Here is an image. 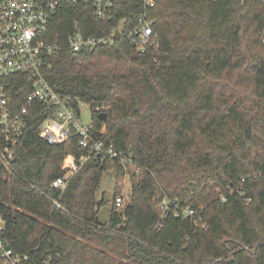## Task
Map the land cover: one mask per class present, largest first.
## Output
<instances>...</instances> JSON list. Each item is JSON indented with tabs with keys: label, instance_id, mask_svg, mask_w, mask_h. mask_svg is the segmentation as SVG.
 <instances>
[{
	"label": "trees",
	"instance_id": "trees-1",
	"mask_svg": "<svg viewBox=\"0 0 264 264\" xmlns=\"http://www.w3.org/2000/svg\"><path fill=\"white\" fill-rule=\"evenodd\" d=\"M141 10L114 0L100 22L77 2L50 21L47 83L88 104L93 136L128 162L91 155L63 190L52 187L64 158L85 151L74 132L41 140L36 105L10 167L0 162L2 237L29 264H264V0H155L157 42L144 52L128 37ZM119 19L113 42L67 46L75 22L98 35ZM228 76L234 85L220 82ZM108 169L130 187L102 223L95 191ZM163 198L194 213L174 215L172 204L157 228Z\"/></svg>",
	"mask_w": 264,
	"mask_h": 264
},
{
	"label": "built area",
	"instance_id": "built-area-1",
	"mask_svg": "<svg viewBox=\"0 0 264 264\" xmlns=\"http://www.w3.org/2000/svg\"><path fill=\"white\" fill-rule=\"evenodd\" d=\"M77 2H83L84 7L100 22L109 18L114 5V0H0V162L5 168L10 167L15 159V148L28 125L29 111L41 104L40 112L46 115L39 125V138L54 145L63 143L74 132L78 136L79 146L85 151L77 162L68 154L72 156V165H64L65 173L51 181V186L60 190L64 189L78 164L91 155L101 160H118L120 165L128 162L113 148L112 143L106 144L104 136H93L91 122L82 123L80 106L83 102L55 91L44 77L47 58L57 49L56 44L45 39L49 23L64 4ZM139 4L142 10L128 30V37L138 52H144L157 42L153 28L155 18L152 16L155 0H139ZM124 27V20L119 19L107 34L102 30L98 35H85L75 22L67 38V46L74 52L103 46L121 35ZM104 129L103 126L100 132H104ZM54 203L58 204L57 201ZM113 204L117 209L123 207V195H116ZM172 204L175 206L172 211L174 215L180 214V210L184 216L194 213L188 205L179 208L177 201L163 198L159 202L162 215L157 228ZM3 231L4 221L0 214V264H29L26 254L13 252L7 246L2 237Z\"/></svg>",
	"mask_w": 264,
	"mask_h": 264
},
{
	"label": "rangeland",
	"instance_id": "rangeland-1",
	"mask_svg": "<svg viewBox=\"0 0 264 264\" xmlns=\"http://www.w3.org/2000/svg\"><path fill=\"white\" fill-rule=\"evenodd\" d=\"M261 37V36H260ZM262 47L264 49V41H260ZM236 75H239V72H236ZM228 76L225 79H221L220 82L227 85H234L235 80L233 78H229ZM238 79V77H237ZM223 94H228L230 91L221 90ZM231 97V96H230ZM80 114L81 121L83 124H88L92 121L91 116V108L88 104L82 103L80 106ZM67 157V156H66ZM65 157V158H66ZM64 158L62 162V167L65 165L66 159ZM130 187V177L127 174L117 176L114 169H108L103 172L99 185L95 191V199L96 201H103L102 204L98 207L97 217L98 220L102 223H106L109 221L110 212L113 207V198L115 195H123L125 201L127 200V195ZM159 210L160 208L159 202L156 204Z\"/></svg>",
	"mask_w": 264,
	"mask_h": 264
},
{
	"label": "crops",
	"instance_id": "crops-1",
	"mask_svg": "<svg viewBox=\"0 0 264 264\" xmlns=\"http://www.w3.org/2000/svg\"><path fill=\"white\" fill-rule=\"evenodd\" d=\"M67 158V159H66ZM65 159H66V161H65V166H71L72 165V156L71 155H68L67 157H66ZM69 162V163H68Z\"/></svg>",
	"mask_w": 264,
	"mask_h": 264
},
{
	"label": "water",
	"instance_id": "water-1",
	"mask_svg": "<svg viewBox=\"0 0 264 264\" xmlns=\"http://www.w3.org/2000/svg\"><path fill=\"white\" fill-rule=\"evenodd\" d=\"M99 117H100L101 120H105L106 119V113H103V112L100 113Z\"/></svg>",
	"mask_w": 264,
	"mask_h": 264
},
{
	"label": "bare ground",
	"instance_id": "bare-ground-1",
	"mask_svg": "<svg viewBox=\"0 0 264 264\" xmlns=\"http://www.w3.org/2000/svg\"><path fill=\"white\" fill-rule=\"evenodd\" d=\"M69 163V162H68Z\"/></svg>",
	"mask_w": 264,
	"mask_h": 264
}]
</instances>
